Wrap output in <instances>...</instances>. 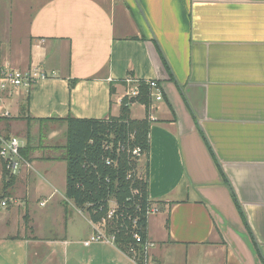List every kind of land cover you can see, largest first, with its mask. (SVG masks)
I'll list each match as a JSON object with an SVG mask.
<instances>
[{
  "label": "crops",
  "instance_id": "crops-1",
  "mask_svg": "<svg viewBox=\"0 0 264 264\" xmlns=\"http://www.w3.org/2000/svg\"><path fill=\"white\" fill-rule=\"evenodd\" d=\"M0 66L46 75L5 102L21 118L0 121L8 137L24 117L65 134L69 118L118 117L128 77L155 81L162 101L130 105L151 121L150 259L264 264V0H0ZM61 148L33 149L16 176L0 158V264H137L84 245L107 223L66 199Z\"/></svg>",
  "mask_w": 264,
  "mask_h": 264
},
{
  "label": "trees",
  "instance_id": "trees-1",
  "mask_svg": "<svg viewBox=\"0 0 264 264\" xmlns=\"http://www.w3.org/2000/svg\"><path fill=\"white\" fill-rule=\"evenodd\" d=\"M139 88L140 96L134 102L149 109L150 88L145 82H140ZM26 120L31 128L32 119ZM65 122L66 199L88 214L93 224L106 222V233L115 237L116 247L128 257H132L131 250L135 249L136 259L142 263L144 247L137 245L134 237L139 235L147 241L149 185L138 176V164L150 151L149 116L132 119L130 105L124 98L118 117L69 118ZM136 150L140 156L134 154ZM31 152L29 141L21 153L29 160Z\"/></svg>",
  "mask_w": 264,
  "mask_h": 264
},
{
  "label": "built area",
  "instance_id": "built-area-1",
  "mask_svg": "<svg viewBox=\"0 0 264 264\" xmlns=\"http://www.w3.org/2000/svg\"><path fill=\"white\" fill-rule=\"evenodd\" d=\"M40 79H46V75L37 70L22 71L8 66H0V119L11 118V113L6 109L5 102L10 99L27 97ZM125 82L130 88L127 89V94L124 98H127L129 105H132L140 96V82L134 80L132 77H128ZM145 84L149 86L151 96H154L157 101L163 100L161 90L155 81L145 82ZM154 91L157 93L154 94ZM22 149L23 146L19 138L15 136L8 137L0 132V158L3 160L5 171H7L10 176L18 175L23 165L26 164L21 153ZM134 154L140 156L138 150H136ZM6 205V202L2 203L3 207H6ZM152 211L153 210L150 209L148 210V216ZM111 215L112 213H110L109 218ZM134 239L137 245L144 247L145 255L142 263H139L136 259V251L132 249V257L129 258L137 264H155L149 257V250L153 245L148 243V241L144 242L139 235H135ZM98 242H106L115 245V237L108 236L107 233L97 230L84 245L90 246Z\"/></svg>",
  "mask_w": 264,
  "mask_h": 264
},
{
  "label": "rangeland",
  "instance_id": "rangeland-1",
  "mask_svg": "<svg viewBox=\"0 0 264 264\" xmlns=\"http://www.w3.org/2000/svg\"><path fill=\"white\" fill-rule=\"evenodd\" d=\"M24 97H21L20 99H23ZM18 120V123L20 122L19 116H12L10 119ZM26 120V117H24ZM31 128L28 125V121L26 120V125H23V128H18L14 132V135L20 137L22 140H29L30 146L32 149L36 150L42 147H48V146H59L62 147L60 153L61 158L64 157V148L66 145V134L64 133V129H62V124L58 122L53 121H46V122H31ZM28 126V127H26ZM41 127V128H40ZM53 134L54 136H52ZM34 151L31 153L32 155ZM30 154V155H31ZM31 155V156H32ZM6 195H4L5 198ZM34 205L37 207V203H34ZM26 223L29 224V220L26 219Z\"/></svg>",
  "mask_w": 264,
  "mask_h": 264
}]
</instances>
